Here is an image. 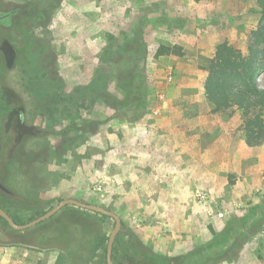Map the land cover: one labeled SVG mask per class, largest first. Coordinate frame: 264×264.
Returning <instances> with one entry per match:
<instances>
[{
    "label": "rangeland",
    "instance_id": "1",
    "mask_svg": "<svg viewBox=\"0 0 264 264\" xmlns=\"http://www.w3.org/2000/svg\"><path fill=\"white\" fill-rule=\"evenodd\" d=\"M30 1L37 0H0V205L20 223L65 198L103 206L120 216L118 242L140 262L142 247L170 256L205 247L228 218L256 207L260 229L235 259L220 264H264V142L247 146L241 111L213 112L204 97L205 68L219 39L245 56L255 48L256 1L64 0L48 30L35 33L50 40L66 91L102 72L109 74L108 92L122 98L110 74L118 49L130 48L139 31L146 55L129 59L148 76L142 120L129 123L105 103L88 102L76 122L97 125L66 139L64 118L41 125L47 100L36 99L23 65L14 61ZM160 45H178L182 54L155 57ZM256 80L264 87V70ZM10 129L17 131L16 144L6 149L1 135ZM97 221L83 234V216L73 208L24 231L0 220V264H56L60 255L68 264H105L114 221ZM193 262L204 263L198 255Z\"/></svg>",
    "mask_w": 264,
    "mask_h": 264
},
{
    "label": "trees",
    "instance_id": "2",
    "mask_svg": "<svg viewBox=\"0 0 264 264\" xmlns=\"http://www.w3.org/2000/svg\"><path fill=\"white\" fill-rule=\"evenodd\" d=\"M63 1L27 2L30 9L22 16L23 22L19 28L23 34V49L19 50L14 61L23 65V74L26 81L28 79V83L34 88L32 92L36 99L47 100L44 110L39 115L41 125L51 127L54 122H49L50 120L59 122L64 118L67 124L60 132L66 139L70 132H78L82 130V127L92 124L97 125L96 121L90 120L81 126L77 124L76 118L81 117L80 109L83 105L87 106L88 102L98 100L112 107L116 117L125 119L129 123L139 122L147 113L148 76L144 68L130 60L129 56H134L136 53L139 57L146 55L141 31L137 32V40L130 48L128 43L123 44L115 55L116 68L110 77L121 90L122 98L108 92L109 74L102 72H97L94 75L95 78L88 84L75 86L70 91H66L68 86L58 74L50 40L37 37L35 33L36 28L42 31L48 30L56 9ZM255 1L259 13L258 25L252 32L255 48H251L248 56H245L227 39H219L213 57L208 60L205 68L207 76L204 82V97L212 106L213 112L231 108L241 111L244 140L246 145L251 147L264 142V87H261L256 80L257 74L264 70V0ZM172 53L180 55L182 48L178 45H160L155 52V57ZM97 81L103 83L101 84L103 87H98ZM40 88L44 90L40 91ZM13 140L12 132L8 134L5 132L1 135V146L9 149L10 145H14ZM67 208H73L83 216L81 226L83 234L99 226L98 217H108L75 205H67L63 210ZM0 220L6 223L2 217ZM249 221L252 223V228L246 227ZM262 221L263 219L257 216L256 207H252L242 216L235 215L228 218L221 231L213 232L206 248L199 246L170 256L156 253L149 247H142L143 261L141 262L133 260L127 253V247L119 246L117 237L112 258L118 264H194V256L198 255L203 259V264H220L223 259H235L238 256L246 241L260 229ZM99 243L101 244L102 241ZM205 250L206 253H204ZM56 264H68V262L63 255H60Z\"/></svg>",
    "mask_w": 264,
    "mask_h": 264
},
{
    "label": "water",
    "instance_id": "3",
    "mask_svg": "<svg viewBox=\"0 0 264 264\" xmlns=\"http://www.w3.org/2000/svg\"><path fill=\"white\" fill-rule=\"evenodd\" d=\"M1 18H4V17L0 16V19ZM66 205H75L77 207L85 208L87 210H91L93 212H97V213H100L102 215L108 216L114 220V226H113V228L109 234L108 242H107V248H106V263L107 264H114V262L112 260V249H113V244H114L115 238H116V236H117V234L120 231V228L122 226V220L116 212L109 210L103 206L83 202V201H80V200L74 199V198H65V199H62L58 204H56L49 211L45 212L41 216H39V217L35 218L34 220H31L30 222L25 223V224H17L9 216V214L1 207H0V217H2L8 223V225L11 228H13L15 230H23V229H26L28 227L34 226L37 223L47 219L48 217L52 216L59 209H61L62 207L66 206Z\"/></svg>",
    "mask_w": 264,
    "mask_h": 264
},
{
    "label": "flooded vegetation",
    "instance_id": "4",
    "mask_svg": "<svg viewBox=\"0 0 264 264\" xmlns=\"http://www.w3.org/2000/svg\"><path fill=\"white\" fill-rule=\"evenodd\" d=\"M14 12V11H13ZM19 13H20V10H16V13H14L13 14V16L14 17H19ZM2 17H4V16H2ZM5 18V17H4ZM4 18H1V19H4ZM0 19V20H1ZM0 109H1V104H0ZM10 132H12V134H13V138H14V145L16 144V135H17V131L14 129H10ZM13 145V146H14ZM12 146V147H13ZM61 201V200H60ZM59 201V202H60ZM58 202V203H59ZM57 203V204H58ZM56 205V204H55ZM54 205V206H55ZM54 206H52L51 208H53ZM67 206V205H66ZM0 207L1 208H3L8 214H9V216L17 223V224H25V223H28V222H30L31 220H34L35 218H37V217H39V216H41L42 214H44L45 212H47V211H49L50 209H48L47 211H45L44 213H42V214H40L39 216H36V217H34L33 219H30V220H28V221H25V222H22V223H20L17 219H15L10 213H9V211H7L3 206H1L0 205ZM65 207V206H64ZM64 207H62L61 209H59L56 213H54L52 216H50V217H48L47 219H45V220H43V221H41V222H39V223H37L36 225H34V226H31V227H28V228H26V229H23V230H15V229H13V228H11L9 225H8V223L6 222V224L11 228V229H13V230H15V231H24V230H30V229H32V228H34V227H37V226H39V225H41L42 223H44L45 221H48V220H50V219H52L55 215H58L59 213H61L62 211H65V210H63V208ZM112 219V218H111ZM114 221V220H113ZM119 233V232H118ZM109 237V236H108ZM118 237V234H117V236H116V238ZM115 238V239H116ZM107 242H108V239H107ZM114 244H115V241H114ZM114 244H113V249H114ZM120 247H123L122 245H120ZM106 248H107V244H106ZM106 248H105V264H107L106 263ZM113 249H112V256H113ZM112 260H113V258H112ZM113 262H114V264H118L117 262L115 263V261L113 260ZM130 263H132V262H130Z\"/></svg>",
    "mask_w": 264,
    "mask_h": 264
},
{
    "label": "crops",
    "instance_id": "5",
    "mask_svg": "<svg viewBox=\"0 0 264 264\" xmlns=\"http://www.w3.org/2000/svg\"><path fill=\"white\" fill-rule=\"evenodd\" d=\"M189 153H191V152H189Z\"/></svg>",
    "mask_w": 264,
    "mask_h": 264
}]
</instances>
